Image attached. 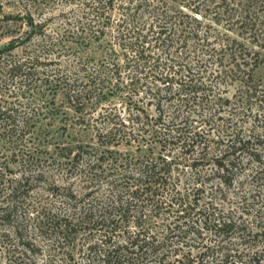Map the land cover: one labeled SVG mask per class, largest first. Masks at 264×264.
<instances>
[{
    "label": "trees",
    "instance_id": "16d2710c",
    "mask_svg": "<svg viewBox=\"0 0 264 264\" xmlns=\"http://www.w3.org/2000/svg\"><path fill=\"white\" fill-rule=\"evenodd\" d=\"M17 1L23 13L0 28L19 20L36 45L3 67L30 81L69 59L51 97L72 112L59 150L73 179L49 183L47 205L26 200L39 174L9 185L13 263L264 264V0ZM111 95L123 113L101 104ZM119 142L140 154L108 157ZM184 170L198 185L179 187ZM202 185L221 200L231 188L241 206H197Z\"/></svg>",
    "mask_w": 264,
    "mask_h": 264
},
{
    "label": "rangeland",
    "instance_id": "374dc122",
    "mask_svg": "<svg viewBox=\"0 0 264 264\" xmlns=\"http://www.w3.org/2000/svg\"><path fill=\"white\" fill-rule=\"evenodd\" d=\"M68 7H71V5L63 6V9ZM56 12H58L57 8L51 11V13ZM22 13L23 8L17 0H2L0 18ZM6 22L8 23L4 24L5 27L0 28V47L10 46V48L0 53V106L8 110L7 112L10 113L17 126L10 127L12 125L11 121L5 124L0 123V205H4L6 199H9V185L14 182V179H18L22 175L29 176L36 173L40 177L37 176L36 180L30 182L33 188L29 191L26 200L38 201L44 204H48L51 200L56 202V199L49 196L46 190L48 184L51 182L66 184L73 179L68 177L63 169L64 152L59 150L60 142L64 138L63 129L68 128L64 127L63 121L68 122L71 119L72 112L60 105L56 96L51 97V93L55 89L54 84L60 77L59 69L65 63L68 64L69 59L62 56L53 58L58 59V61L42 66L45 71L41 72V68H39V72L33 74L30 81L23 80V75L8 76L3 64L12 60L24 59L27 55H30L36 42H34V39L26 40L25 28L23 25H18L19 20ZM52 56L54 55L51 54L50 57ZM221 93L224 97L231 98L234 89L230 86L228 90ZM101 104H113L123 113L121 109L123 105L120 104V99L116 95L107 96ZM21 126L28 132H20L19 128ZM93 134L94 130H88V134L84 139L91 144H96ZM106 146L113 153H116L108 155V157L118 154L133 156L140 154V151L136 150L134 145L124 142L115 145L111 143ZM179 176L180 188L182 186L192 187L198 185L191 184L189 172L185 170L179 172ZM74 182L77 181L74 180ZM245 186L247 188V185ZM209 189V186L202 185V189L192 195L190 194L189 198H197V206L202 205L210 197L213 198L214 193H210ZM232 197L235 196L230 188L224 200L214 197L213 203L217 205V208L224 210L228 207L241 206ZM249 202H251L250 198L242 206L252 209L248 204ZM237 211L239 212L240 209L238 208ZM251 213L252 210L248 213H242L245 221L252 219ZM4 228L6 227L0 224V264H14L6 251L10 241L3 236L2 231Z\"/></svg>",
    "mask_w": 264,
    "mask_h": 264
}]
</instances>
